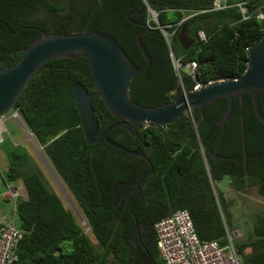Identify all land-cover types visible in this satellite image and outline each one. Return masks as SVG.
I'll return each instance as SVG.
<instances>
[{
	"label": "trees",
	"instance_id": "obj_1",
	"mask_svg": "<svg viewBox=\"0 0 264 264\" xmlns=\"http://www.w3.org/2000/svg\"><path fill=\"white\" fill-rule=\"evenodd\" d=\"M244 1L229 0V8L211 11L215 0H0V67L17 64L42 32H101L114 37L141 68L146 61L136 38L148 28L142 40L152 64L132 81L131 99L155 108L195 88L187 72L182 71L180 82L173 59L184 65L196 62L203 84L247 71L250 48L264 37V23L257 18L264 0L252 1L247 21L237 6ZM129 16L141 25L131 23ZM185 27L195 41L189 50L178 39ZM202 30L207 42L199 40ZM175 31L170 46L164 32ZM79 83L96 91L86 58L50 61L32 79L14 111H19L77 201L92 237L50 189L29 151L10 142L4 147L6 169L0 168L6 183H21L27 193V199L17 202L19 227L25 231L17 264H164L155 225L184 210L190 212L202 242L227 247L225 222L232 229L236 225L232 203L217 184L229 177L234 192L244 195L256 189L264 198V124L252 96L246 93L234 100L217 157L219 121L228 108L227 99L204 110L195 108L192 115L168 126H142L137 137L125 127L112 130L111 140L146 155L152 163L153 174L138 187L128 184L152 167L107 143L106 131L119 121L100 98L93 107L101 131L94 145L87 143L73 92ZM260 104L264 114V92ZM252 231L247 239L234 241L235 249L243 264H264V214Z\"/></svg>",
	"mask_w": 264,
	"mask_h": 264
},
{
	"label": "water",
	"instance_id": "obj_2",
	"mask_svg": "<svg viewBox=\"0 0 264 264\" xmlns=\"http://www.w3.org/2000/svg\"><path fill=\"white\" fill-rule=\"evenodd\" d=\"M146 10L144 9V12ZM128 18L131 23L141 25L132 21L130 16ZM148 32L149 29L145 28L138 33L136 38L146 61L141 68L132 62L117 40L108 34L77 32L66 35L42 32L23 51L17 64L6 68L0 67V118L5 117L14 110L32 79L48 62L64 58L77 60L79 57H84L89 62L96 91L91 93L84 85L79 83L75 85L73 92L86 141L88 144L94 145L101 131L93 107L94 101L100 98L119 121L106 131L105 139L107 143L130 156L145 159L152 167L148 173L142 175L135 183L128 184L138 187L143 180L153 174L152 163L146 155L131 151L111 140L109 134L112 130L125 127L131 135L137 137L144 123L168 126L186 114L192 115L195 108L204 110L220 99H227L228 108L219 121L222 130L214 152V157H217L216 152L224 136L226 124L232 114L234 100L246 93L252 96L257 117L264 124V114L260 104V96L264 92V37L251 46L248 69L243 75L229 80L209 83L201 91L184 92L167 104L150 108L140 106L131 99L132 81L147 73L152 64L151 55L142 40ZM178 39L186 50L195 45V41L188 35L187 27L181 30ZM22 124L24 125L23 122ZM139 236H141V232Z\"/></svg>",
	"mask_w": 264,
	"mask_h": 264
},
{
	"label": "built area",
	"instance_id": "obj_3",
	"mask_svg": "<svg viewBox=\"0 0 264 264\" xmlns=\"http://www.w3.org/2000/svg\"><path fill=\"white\" fill-rule=\"evenodd\" d=\"M253 0H245L238 4L243 20L247 21L251 17L249 5ZM229 0H215L211 11H222L229 8ZM153 19L157 21V14L149 9ZM203 11L201 13H205ZM197 14V13H194ZM258 20L264 23V8L257 14ZM189 19H184L177 26L179 27ZM163 31V29L160 27ZM165 33L168 44L171 46L174 34ZM201 42L208 41V35L205 31L198 33ZM174 68L177 76L182 82V71L187 72L196 85L192 92L201 91L207 84L198 80L196 62L184 65L180 60L173 59ZM209 83H213L209 82ZM208 83V84H209ZM13 118L22 122L19 111H12ZM6 116L0 118V145L5 142L4 134L7 133L5 127ZM150 123H144L147 128ZM5 170L0 168V264H17L19 257L17 249L24 239L25 231L17 224V202L19 199H27V193L21 183H6ZM13 203L11 215L8 217L4 212V205ZM19 218V217H18ZM225 228L228 238V246L223 248L217 242H202L195 230L192 217L189 211H178L173 215L162 219L155 225V232L158 238V247L164 264H243L242 259L237 254L234 246L236 239L243 237L241 229L231 232L225 222Z\"/></svg>",
	"mask_w": 264,
	"mask_h": 264
},
{
	"label": "rangeland",
	"instance_id": "obj_4",
	"mask_svg": "<svg viewBox=\"0 0 264 264\" xmlns=\"http://www.w3.org/2000/svg\"><path fill=\"white\" fill-rule=\"evenodd\" d=\"M13 114L14 112H11L6 115L5 127L7 133L4 134L6 144L0 146V166L6 169L7 158L4 147L9 145L10 142L15 145H22L26 148L42 170L50 189H53L60 196L66 209L74 214L85 232L92 237L90 229L87 227L84 220L81 208L67 186L55 172L43 148L38 144L35 137L26 129L22 122L13 118ZM230 183V178L225 177L217 184L219 190L225 193L226 198L232 203L231 212L236 226L234 229L230 228V231L233 232L236 229H241L243 232V237L241 239H247L253 234L252 229L258 216L264 214V198L258 194L256 189L250 190L247 194L238 195L232 190ZM3 208L5 214L9 217L13 209V203H7ZM17 224L19 225L18 216ZM250 251L251 250H249V252Z\"/></svg>",
	"mask_w": 264,
	"mask_h": 264
},
{
	"label": "flooded vegetation",
	"instance_id": "obj_5",
	"mask_svg": "<svg viewBox=\"0 0 264 264\" xmlns=\"http://www.w3.org/2000/svg\"><path fill=\"white\" fill-rule=\"evenodd\" d=\"M238 194V193H237ZM238 195H242V194H238Z\"/></svg>",
	"mask_w": 264,
	"mask_h": 264
}]
</instances>
